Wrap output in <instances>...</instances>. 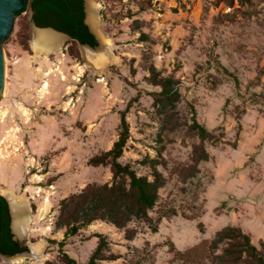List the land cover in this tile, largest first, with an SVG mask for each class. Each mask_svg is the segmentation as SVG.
I'll return each mask as SVG.
<instances>
[{
  "label": "rangeland",
  "instance_id": "rangeland-1",
  "mask_svg": "<svg viewBox=\"0 0 264 264\" xmlns=\"http://www.w3.org/2000/svg\"><path fill=\"white\" fill-rule=\"evenodd\" d=\"M95 1L106 43L93 50L110 54L101 67L68 38L59 49L36 55L30 8L2 44L0 195L7 200L6 190L26 197L32 216L20 241L28 256L15 264H66L63 253L86 264L99 234L109 243L105 255L113 257L99 264H194L177 252L210 242L227 226L242 228L259 246L264 0H234L232 6L225 0ZM150 66L176 81V108L156 103L153 93L160 88L148 80ZM126 109L130 137L120 161L149 179L155 165L166 180L159 200L149 219L126 228L95 221L61 249L60 203L89 184L112 181L110 165L90 161L118 140ZM194 111L219 142L203 141L191 129ZM202 145L209 159L197 164ZM128 230L135 232L132 239ZM39 244L41 257L32 250ZM5 257L0 264H12Z\"/></svg>",
  "mask_w": 264,
  "mask_h": 264
},
{
  "label": "trees",
  "instance_id": "trees-1",
  "mask_svg": "<svg viewBox=\"0 0 264 264\" xmlns=\"http://www.w3.org/2000/svg\"><path fill=\"white\" fill-rule=\"evenodd\" d=\"M220 2L224 0H219ZM229 5L234 0H225ZM27 8L33 11V19L39 27H51L70 35L75 44L98 46V40L85 23L84 0H25ZM241 4L250 3L251 0H241ZM25 10V11H26ZM20 12L18 16L22 15ZM142 40H147L148 35L143 33ZM148 80L160 88L154 92L156 103L163 108L172 110L180 100V92L176 81L171 77L163 76L155 66H150ZM237 82V79H236ZM128 109L121 112L118 140L113 147L91 159L94 165H110L113 173L111 182L89 184L81 191L64 198L60 203L56 226L65 229V239L59 242L62 249L66 239L77 235L82 229L87 228L95 221H105L117 228H126L134 220L149 219L158 200L159 191L165 185L163 174L152 165L153 179L140 176L129 164L120 161L124 148L130 137V125L127 120ZM191 129L203 140L214 138L219 142V137L214 136L196 118L193 112ZM209 154L200 146L197 150L196 163L208 160ZM1 224H0V254L13 256L17 253L28 251V247L13 238L10 223L8 201L0 195ZM153 226L152 230L157 231ZM127 237L132 239L135 232L127 231ZM98 245L86 264H99L100 260L113 258L105 255L108 247L107 239L99 234ZM66 264H80L67 253H63ZM177 256L194 264H264V240L259 246L253 243L250 234L237 226H227L218 231L208 243L193 247L186 252L178 251Z\"/></svg>",
  "mask_w": 264,
  "mask_h": 264
},
{
  "label": "bare ground",
  "instance_id": "bare-ground-1",
  "mask_svg": "<svg viewBox=\"0 0 264 264\" xmlns=\"http://www.w3.org/2000/svg\"><path fill=\"white\" fill-rule=\"evenodd\" d=\"M89 3L93 7V13L89 15L88 22L101 36L102 33L100 29V17H99V11H98L99 5L95 0H89ZM64 40H65V37L62 34L57 33L51 29H37L36 28L34 29V35H33V41H32L33 49L36 55L38 56L46 55L47 53H50V52H53L59 49L62 46V43ZM84 48H85L86 58L97 66L101 67L108 60H110V54L108 55L107 48H105L103 52H95L90 47H84ZM5 195L7 196L9 200V205L11 207V211H12V215L14 219L13 226H12L13 231L21 237L27 236L29 232V224L32 221V216L30 213L27 198L24 196L16 195L12 191H6V190H5ZM32 250L34 251V254H36L38 257H41L42 244H39L37 246L33 245ZM27 256H28L27 253H23V254L12 256V257H5V260L8 263L15 264V263L22 262Z\"/></svg>",
  "mask_w": 264,
  "mask_h": 264
},
{
  "label": "water",
  "instance_id": "water-1",
  "mask_svg": "<svg viewBox=\"0 0 264 264\" xmlns=\"http://www.w3.org/2000/svg\"><path fill=\"white\" fill-rule=\"evenodd\" d=\"M26 8H27V4H26L25 0H0V98L3 95V90L5 88V54H4V50L2 48V44L4 41H6L10 37V35H11V33L15 27V22H16V19H17L19 13L25 12ZM84 8H85V23L88 25L90 31L95 35V37L98 40V42L100 43V45H105V43L103 42L99 33H97V31L88 22L89 15L91 13H93V7L89 3V0H84ZM31 22H32V25L34 28L51 29L57 33L62 34L65 38L73 39L70 35H68L64 32L58 31L54 28L37 26V24L35 23V21L33 19V11H32V16H31ZM80 46L81 47H90L93 49V47H91L89 45L80 44ZM7 201H8V199H7ZM8 205H9V202H8ZM9 212H10L11 220H13V215H12L10 205H9ZM0 224H1V201H0ZM10 228H11V232L13 234V238L20 242L24 237H20V236L16 235V233L13 231L12 224H10ZM23 253H29V252L17 253L15 255H19V254H23ZM0 255L6 256L3 254H0ZM15 255H13V256H15ZM9 257H12V256H9Z\"/></svg>",
  "mask_w": 264,
  "mask_h": 264
}]
</instances>
